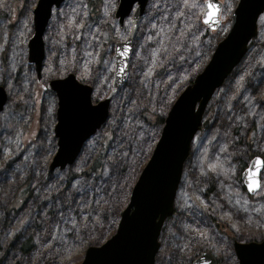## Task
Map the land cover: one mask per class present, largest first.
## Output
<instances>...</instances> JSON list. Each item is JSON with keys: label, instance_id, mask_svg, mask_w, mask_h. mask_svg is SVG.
I'll return each mask as SVG.
<instances>
[{"label": "rangeland", "instance_id": "374dc122", "mask_svg": "<svg viewBox=\"0 0 264 264\" xmlns=\"http://www.w3.org/2000/svg\"><path fill=\"white\" fill-rule=\"evenodd\" d=\"M38 1L0 0V14L7 16L0 20V86L8 94L0 113V264H80L88 248L115 233L117 214L128 205L160 138L163 126L154 115L166 117L209 63L239 0H221L222 26L214 32L202 23L207 0H149L134 40L129 79L112 100L109 120L74 165L55 172L49 165L57 151L58 102L48 84L70 73L78 79L76 73H86L95 82L93 101L102 100L112 87V79L105 83L115 70L114 45L129 37L133 16L121 28L111 0H101L96 13L87 0H66L54 9L44 34L45 60L38 79L28 63ZM106 25L113 30L110 47H105ZM258 29L254 45L208 105L205 130L192 142L174 204L184 222L178 235L168 227L160 239L162 253L173 251L163 264H187L203 246L222 264H238L232 238L252 242L264 235V169L261 188L253 196L241 180L251 154L264 155V15ZM229 103H235L232 113ZM145 115L153 118L147 121ZM108 141L97 179L86 172ZM28 184L32 196L19 212L9 213L16 193ZM213 219L224 224V234L212 227ZM29 239L34 248L24 255L20 249Z\"/></svg>", "mask_w": 264, "mask_h": 264}, {"label": "water", "instance_id": "95a60500", "mask_svg": "<svg viewBox=\"0 0 264 264\" xmlns=\"http://www.w3.org/2000/svg\"><path fill=\"white\" fill-rule=\"evenodd\" d=\"M66 0H39L33 11V36L28 43V63L34 65L38 79L41 78L45 60L44 34L54 9H59ZM149 0H137L136 12H126L118 7L115 19L122 28L131 15L132 30L124 42L114 45L115 70L112 87L107 96L94 103L93 88L78 81L70 73L62 79L51 80L47 88L57 98L54 135L57 151L49 165V171H64L75 164L85 144L106 124L114 97L129 79V63L139 23L145 14ZM213 23L204 22L209 11L207 1L202 16L203 25L217 31L221 25L223 3ZM120 3V2H119ZM264 14V0H239L230 16L227 35L218 43L214 53L195 79L185 88L167 113L160 138L152 155L140 173L122 211L116 232L105 243L87 249L81 264H155L160 251V236L166 221L174 215L175 199L182 180L185 164L190 156L192 142L199 133L206 109L215 93L221 89L249 51L250 43L258 37L259 18ZM218 22H215L217 21ZM124 45L126 55L121 56ZM120 67L124 71L119 73ZM68 84L75 87H68ZM8 102V94L0 86V113ZM264 159L253 157L241 175L248 194L249 178L261 185ZM232 247L238 264H264V239L260 242H240L232 238ZM191 264H218L211 252L200 253Z\"/></svg>", "mask_w": 264, "mask_h": 264}, {"label": "trees", "instance_id": "16d2710c", "mask_svg": "<svg viewBox=\"0 0 264 264\" xmlns=\"http://www.w3.org/2000/svg\"><path fill=\"white\" fill-rule=\"evenodd\" d=\"M87 3H88V7L91 9V11L94 12V13H96L99 10V8H100L101 0H87ZM6 17H7L6 15L0 14V20L4 19ZM104 33H105V37L108 39V42L105 44V47L112 46L114 44V40L111 38V36L113 35V30H112V28H111L110 25H106L104 27ZM207 34H208V32H207ZM254 43H255V41H253L250 44V47L253 46ZM103 51H105V49ZM104 54L105 53L102 54V59L101 60H103ZM262 65H263V68H264V61H262ZM76 74L80 78V79H78L80 82H82V83H86V82L90 83L91 82L93 88L95 87V82H93L92 80H87V78H82L84 76H81L78 73H76ZM112 77H113L112 76V72L110 71L107 74V77H106L107 80H106L105 86L110 85V81H111ZM244 89H245V87H244ZM221 90H222V88L215 93V95L213 96L212 100L215 99V97L220 93ZM212 100H211V102H212ZM234 106H235V103H233V104H230L229 103V105H228V107H230L229 110L231 111V113L234 110ZM222 109H223V107H222ZM226 109H228V108L226 107ZM150 118H153L152 115H145V119L147 121ZM154 119H155L154 121L156 122V124H159V125H162V126L164 125L165 117L160 116L158 114H155L154 115ZM205 127H204V123H203L202 124V127L200 129V132H199L200 134L205 130ZM214 135H215V137H217L219 135V133L216 132V133H214ZM254 137H255V134H252L251 135V138H250V141L253 142L254 141ZM108 144H109V141L104 146V149L101 152V154L97 157L94 166L92 168H90L88 170V172H86L88 175L94 174L97 179L101 177V175L103 173L104 163H105V150L107 149ZM152 152H151V154H152ZM151 154H150V156H151ZM255 155L256 154H251V158L254 157ZM262 156L264 158V155H262ZM242 166L244 167V163H242ZM29 187H30V185L28 184L24 188H22L19 192L16 193L15 198H14V201L12 202V204L8 208V212L9 213H11L13 211L17 213V212H19L23 208L24 204L32 196ZM121 212L122 211H119L118 214H117L118 220L120 218ZM183 222H184L183 219L182 220L179 219L178 216L176 215V213H174V215L166 221V223H165V225H164V227L162 229L160 239L163 236H165V234L167 233L166 230H168V227H170L169 230H170V232L172 234L178 235L179 234V231L182 228L181 225H182ZM117 223H118V221H117ZM177 223H179V224L177 225ZM212 225H213L212 227H214L215 229H217V232H220V233H223L224 234V229H226V227L224 226L223 223H219L218 221H216V220L213 219L212 220ZM116 227H117V224H116ZM114 230H116V229H114ZM262 239H264V235L261 236V237H256L254 240H249V241L259 242ZM1 242H2V239H1V236H0V249H1ZM102 243H103V241L102 242H96L95 244L96 245H101ZM11 245H13V244H11ZM33 248H34V241H33V239H29V240H27L21 246V249L20 250H21V252L24 255H28V254L31 253V251L33 250ZM206 250H209V249H207V247H204L203 246L199 250L198 253H201V252L206 251ZM164 251L166 253H162L161 251H159V254L157 256V259H156V263L155 264H163L165 262V260L168 259L169 256H173V251L171 249H167V250H164ZM210 252H212V251H210ZM213 254H215V253H213ZM216 257H217V255H216ZM174 259H176V257H174L171 260H174ZM217 259H218V264H222L221 260L218 257H217ZM193 260H194V258H192L191 260H188L187 264H191Z\"/></svg>", "mask_w": 264, "mask_h": 264}, {"label": "snow or ice", "instance_id": "6c2138e0", "mask_svg": "<svg viewBox=\"0 0 264 264\" xmlns=\"http://www.w3.org/2000/svg\"><path fill=\"white\" fill-rule=\"evenodd\" d=\"M189 2V0H185V3L187 4ZM125 3L127 5V8H126V12H136V3H137V0H120V3L119 5L117 4L116 0H111V3H110V8L112 9H116L117 7H120V8H124L125 6ZM40 5H37V7H39ZM207 8L209 9V11L205 14V19H204V22L206 24L208 23H213V17H216L219 13V5L216 4V3H212L211 0H207ZM215 22H218L215 21ZM69 24L71 25L72 24V21H69ZM76 27H79V25H75ZM119 52V55L121 56H124L126 55V53L128 52V46L127 45H124L123 47V51ZM85 69H87V64L84 66ZM124 71V67H120L119 69V73H122ZM82 78H86V73H85V76L82 77ZM241 80H243V77L240 78ZM65 84L68 86V87H75V85H72V84H68L67 82H65ZM261 99H264V94L261 95ZM211 167H214V166H211ZM249 184H248V190L249 191H254L255 189H258L261 185H260V182L259 180L257 179H253L252 177L249 178ZM201 236H203L204 234L203 233H200Z\"/></svg>", "mask_w": 264, "mask_h": 264}]
</instances>
